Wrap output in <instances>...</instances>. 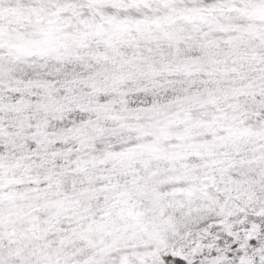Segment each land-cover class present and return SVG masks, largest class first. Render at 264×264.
I'll list each match as a JSON object with an SVG mask.
<instances>
[{
    "label": "snow or ice",
    "instance_id": "6c2138e0",
    "mask_svg": "<svg viewBox=\"0 0 264 264\" xmlns=\"http://www.w3.org/2000/svg\"><path fill=\"white\" fill-rule=\"evenodd\" d=\"M0 264H264V0H0Z\"/></svg>",
    "mask_w": 264,
    "mask_h": 264
}]
</instances>
